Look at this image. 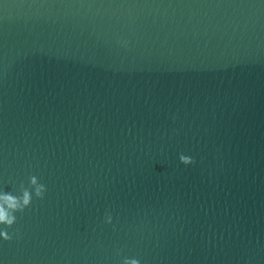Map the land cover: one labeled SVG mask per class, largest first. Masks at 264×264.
I'll return each mask as SVG.
<instances>
[{
    "label": "clouds",
    "instance_id": "clouds-1",
    "mask_svg": "<svg viewBox=\"0 0 264 264\" xmlns=\"http://www.w3.org/2000/svg\"><path fill=\"white\" fill-rule=\"evenodd\" d=\"M179 160L184 165L194 164L195 160L191 156L181 154ZM46 186L38 181V178L33 175L29 177V187L25 188L23 185L20 187V195L12 194L11 192H0V225L4 228L0 229V237L5 241L13 239L15 233H9L8 229L11 228L17 220L15 213L23 212L32 204L33 193L36 198L43 199L46 192ZM106 223L112 222L110 214H106ZM122 264H140V261L135 258H125Z\"/></svg>",
    "mask_w": 264,
    "mask_h": 264
}]
</instances>
